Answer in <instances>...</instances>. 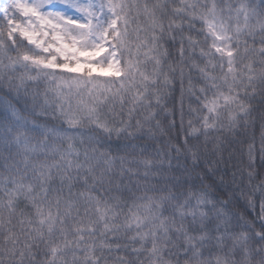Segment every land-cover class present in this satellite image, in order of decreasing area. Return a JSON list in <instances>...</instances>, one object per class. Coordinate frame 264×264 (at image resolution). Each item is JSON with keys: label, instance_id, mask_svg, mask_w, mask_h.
<instances>
[{"label": "snow or ice", "instance_id": "snow-or-ice-1", "mask_svg": "<svg viewBox=\"0 0 264 264\" xmlns=\"http://www.w3.org/2000/svg\"><path fill=\"white\" fill-rule=\"evenodd\" d=\"M0 264H264V0H0Z\"/></svg>", "mask_w": 264, "mask_h": 264}, {"label": "trees", "instance_id": "trees-1", "mask_svg": "<svg viewBox=\"0 0 264 264\" xmlns=\"http://www.w3.org/2000/svg\"><path fill=\"white\" fill-rule=\"evenodd\" d=\"M169 103L171 104L172 101H169ZM175 109H176V123L177 125H179V119H180V96H179V91H177L176 93V98H175ZM188 109V104H187V100L185 99V103H184V110L185 112H187ZM187 124V117L185 118V125ZM252 132H255V135L257 137V142L259 139V122L257 121L255 128L254 129H250L249 130V135L252 134ZM173 136H175V131H173ZM239 139V137L237 138ZM230 167L229 166V176H230ZM221 171H225L224 167L221 166ZM239 210L243 211L244 210V206H243V202H241L240 206H239Z\"/></svg>", "mask_w": 264, "mask_h": 264}]
</instances>
